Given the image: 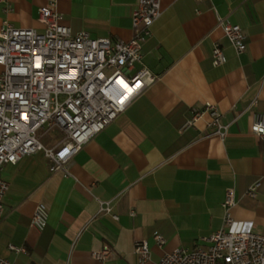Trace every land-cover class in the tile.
I'll return each mask as SVG.
<instances>
[{"label":"crops","instance_id":"1","mask_svg":"<svg viewBox=\"0 0 264 264\" xmlns=\"http://www.w3.org/2000/svg\"><path fill=\"white\" fill-rule=\"evenodd\" d=\"M137 2L59 0L58 10L75 32L129 40ZM43 4L0 1V28L7 20L42 30ZM161 9L136 66L156 80L73 156L70 173L51 172L43 151L5 165L1 257L17 264H99L93 252L107 246L103 264H157L175 248L208 245L201 237L221 227L228 188L237 198L232 217L264 234V140L251 130L254 112L264 111V0H161ZM220 18L241 26L244 51L231 45ZM214 42L227 57L217 66ZM207 103L221 112L226 135L213 134L208 112L180 132L191 108ZM258 179L256 196L248 195ZM39 202L49 210L43 230L29 224ZM102 203L110 211H100ZM155 232L165 244L155 242ZM141 240L150 248L144 263L135 250Z\"/></svg>","mask_w":264,"mask_h":264},{"label":"built area","instance_id":"2","mask_svg":"<svg viewBox=\"0 0 264 264\" xmlns=\"http://www.w3.org/2000/svg\"><path fill=\"white\" fill-rule=\"evenodd\" d=\"M6 1V0H0ZM59 0H45L39 6L38 21L42 30L16 27L5 20L0 28V222L6 207L4 196L9 183L2 172L6 164H15L26 155L43 151L49 159L51 172L69 174L73 156L96 134L112 123L131 100L156 80L142 62V44L152 33L154 23L162 14L161 0H138L131 16L133 35L129 40L92 37L86 30L73 31L61 21ZM7 8H10L9 4ZM218 25L237 52L247 47V36L238 24L219 19ZM227 61L223 47L214 42L213 65ZM127 82L125 87L122 82ZM208 112L213 134L223 138L227 125L221 120L216 105L192 107L180 132L191 127ZM252 132L264 140V111L254 112ZM52 132L58 135L47 145L43 138ZM261 180L247 190L256 196ZM234 188L226 190L222 203L224 217L221 227L201 239L206 246L193 249L175 248L166 252L157 264H264V234L247 230L236 221L230 209L236 204ZM100 211H110L108 203ZM49 210L39 202L30 219V227L43 230ZM117 218V216H115ZM158 245L166 243L159 232L154 233ZM16 252L24 247L10 245ZM139 262L150 258L146 240L135 247ZM111 254L109 247L93 252L103 264ZM0 264H17L0 256Z\"/></svg>","mask_w":264,"mask_h":264},{"label":"rangeland","instance_id":"3","mask_svg":"<svg viewBox=\"0 0 264 264\" xmlns=\"http://www.w3.org/2000/svg\"><path fill=\"white\" fill-rule=\"evenodd\" d=\"M57 133L56 132H52L49 135H47L45 138H43V141L45 144L49 145L51 143H53V138L56 136L57 137ZM59 136V135H58Z\"/></svg>","mask_w":264,"mask_h":264},{"label":"bare ground","instance_id":"4","mask_svg":"<svg viewBox=\"0 0 264 264\" xmlns=\"http://www.w3.org/2000/svg\"><path fill=\"white\" fill-rule=\"evenodd\" d=\"M122 84H123L125 87L128 86V85H127V82H125V81H123Z\"/></svg>","mask_w":264,"mask_h":264}]
</instances>
